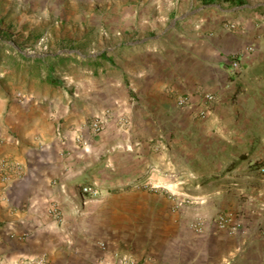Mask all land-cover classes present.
<instances>
[{
    "label": "crops",
    "instance_id": "obj_1",
    "mask_svg": "<svg viewBox=\"0 0 264 264\" xmlns=\"http://www.w3.org/2000/svg\"><path fill=\"white\" fill-rule=\"evenodd\" d=\"M27 1L54 18L32 17L50 50L31 59L29 99L9 105L0 132V264H264V179L237 187L248 204L232 233L191 227L214 215L199 204L176 207L183 186L204 179L189 177L177 140L225 122L263 89L264 0ZM200 90L216 96L204 119L176 104ZM101 115L95 133L88 122ZM158 169L173 171L161 180L175 195L152 197L175 209L120 236L114 189ZM78 182L97 193L78 192Z\"/></svg>",
    "mask_w": 264,
    "mask_h": 264
},
{
    "label": "rangeland",
    "instance_id": "obj_2",
    "mask_svg": "<svg viewBox=\"0 0 264 264\" xmlns=\"http://www.w3.org/2000/svg\"><path fill=\"white\" fill-rule=\"evenodd\" d=\"M43 6L37 1L0 0V132L9 105L14 101L29 99L27 91L37 75L34 71L37 67L31 59L37 53L50 50V42L44 39L42 27L32 22V17L36 20L45 16L54 18L46 9L47 5L45 9ZM226 117L228 119L225 122L210 125L205 130L198 128L185 139L177 140V148L184 149L182 163L189 169L194 168L189 177L195 178V172L198 171L204 172V179H199L197 184H185L184 195L176 207L180 205L187 209L191 204H199L214 215L224 211L243 215L239 207L248 204L243 199H247V196L237 193V187L244 185V189H249V186L253 187L260 179H264V170L253 166L264 161V85L253 105L244 106L233 116L228 113ZM1 139L0 136V142ZM158 170L149 180L147 171L142 174L144 179L135 185L114 189V194L119 197L117 225L120 236L141 234V231L162 219L160 211L175 209L174 204L169 208L158 198L152 197L165 191L175 195L174 187L164 185L161 180L164 173L173 178V171ZM229 171L230 178L222 177L223 173ZM198 192L210 197L196 203L192 196Z\"/></svg>",
    "mask_w": 264,
    "mask_h": 264
},
{
    "label": "built area",
    "instance_id": "obj_3",
    "mask_svg": "<svg viewBox=\"0 0 264 264\" xmlns=\"http://www.w3.org/2000/svg\"><path fill=\"white\" fill-rule=\"evenodd\" d=\"M231 66L233 69H237L238 61H231ZM196 97V100H193L188 94L180 95L176 98V104L178 106H187L196 117L204 119L210 113L211 105L216 100V96L211 91L200 90L196 92ZM103 123L104 119L101 115L94 117L91 121L88 122V125L92 129V131L96 133L101 130ZM261 169L264 170V166L261 167ZM77 186L78 185H76V188ZM79 190L82 194L94 195L97 193L96 188L87 182L80 183ZM209 222L214 223L219 228L227 229L231 233L237 231L242 226V218L238 214L231 211L217 213L216 215L208 219L198 217L190 222V226L197 230H201L203 226H205ZM258 229L261 235L264 236V223L260 224ZM114 264H135V262L131 258L121 257Z\"/></svg>",
    "mask_w": 264,
    "mask_h": 264
},
{
    "label": "trees",
    "instance_id": "obj_4",
    "mask_svg": "<svg viewBox=\"0 0 264 264\" xmlns=\"http://www.w3.org/2000/svg\"><path fill=\"white\" fill-rule=\"evenodd\" d=\"M209 1H214V0H209ZM226 1H229L231 2L232 4H235V5H240V4H243L244 1L243 0H226ZM255 164V163H254ZM254 168H259V167H263L264 166V161L258 163L257 165H253Z\"/></svg>",
    "mask_w": 264,
    "mask_h": 264
}]
</instances>
